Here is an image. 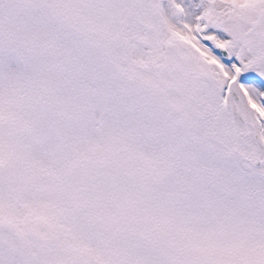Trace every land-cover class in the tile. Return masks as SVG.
I'll use <instances>...</instances> for the list:
<instances>
[{
  "label": "snow or ice",
  "instance_id": "obj_1",
  "mask_svg": "<svg viewBox=\"0 0 264 264\" xmlns=\"http://www.w3.org/2000/svg\"><path fill=\"white\" fill-rule=\"evenodd\" d=\"M0 264H264V0H0Z\"/></svg>",
  "mask_w": 264,
  "mask_h": 264
}]
</instances>
